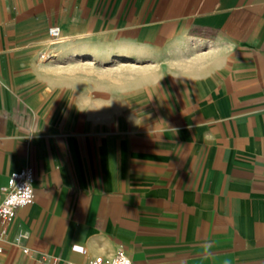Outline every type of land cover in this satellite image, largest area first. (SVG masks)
<instances>
[{
  "label": "crops",
  "instance_id": "crops-1",
  "mask_svg": "<svg viewBox=\"0 0 264 264\" xmlns=\"http://www.w3.org/2000/svg\"><path fill=\"white\" fill-rule=\"evenodd\" d=\"M55 62L139 67L160 114L81 121ZM26 167L0 264H264V0H0V200Z\"/></svg>",
  "mask_w": 264,
  "mask_h": 264
},
{
  "label": "rangeland",
  "instance_id": "rangeland-1",
  "mask_svg": "<svg viewBox=\"0 0 264 264\" xmlns=\"http://www.w3.org/2000/svg\"><path fill=\"white\" fill-rule=\"evenodd\" d=\"M47 41L48 44L51 43V40L47 39ZM49 56L46 52H43L40 54L39 59L46 63L51 60ZM51 66V70L63 71L65 79H59V82L63 81L65 88L69 87V89H72V84H74L76 87L75 92H80L83 110L76 111L75 117L81 121L93 120L94 122L104 123L110 120H118L122 116L127 115L142 120L160 114L158 111H150L145 114L142 111H138L135 107L130 109L123 108L125 106L121 102L123 93L136 89L139 82L142 84L143 82L152 81L146 77L148 73H137L138 70H143L139 67H115L113 63L86 66L81 62L76 66L64 62H55ZM147 68L145 70H151L150 66ZM73 72L76 77L73 76ZM89 97L91 99H88ZM94 107H96L95 110L90 109ZM62 113L67 116L71 112L64 111Z\"/></svg>",
  "mask_w": 264,
  "mask_h": 264
},
{
  "label": "built area",
  "instance_id": "built-area-1",
  "mask_svg": "<svg viewBox=\"0 0 264 264\" xmlns=\"http://www.w3.org/2000/svg\"><path fill=\"white\" fill-rule=\"evenodd\" d=\"M48 36L51 38L52 42H58L60 40V31L58 27H50L47 30ZM33 174L29 167L23 168L19 171L13 172L8 177L7 186L4 189L2 198L0 200V224L6 225L10 223L16 214V211L20 208H23L32 203L33 195ZM25 184H28L32 188V194L24 199V202L21 203L15 195V185L22 187ZM72 249L76 252L83 253V247L81 246H72ZM2 251L0 247V252ZM23 253H27V249L22 250ZM57 260L51 264H57ZM38 264H44L42 260L38 261ZM63 264H74L72 262H63ZM84 264H132L130 259L127 257L123 250H118L115 256L112 259H104L102 257H94Z\"/></svg>",
  "mask_w": 264,
  "mask_h": 264
},
{
  "label": "clouds",
  "instance_id": "clouds-1",
  "mask_svg": "<svg viewBox=\"0 0 264 264\" xmlns=\"http://www.w3.org/2000/svg\"><path fill=\"white\" fill-rule=\"evenodd\" d=\"M32 194V188L28 185L25 184L22 187H18L15 185V191L14 195L15 197L21 201V203L24 202V199Z\"/></svg>",
  "mask_w": 264,
  "mask_h": 264
},
{
  "label": "bare ground",
  "instance_id": "bare-ground-1",
  "mask_svg": "<svg viewBox=\"0 0 264 264\" xmlns=\"http://www.w3.org/2000/svg\"><path fill=\"white\" fill-rule=\"evenodd\" d=\"M116 63H117L119 66L123 65V64L120 63L119 61H116ZM86 64H92V63L90 62V63H86ZM125 65H126V64H125Z\"/></svg>",
  "mask_w": 264,
  "mask_h": 264
}]
</instances>
